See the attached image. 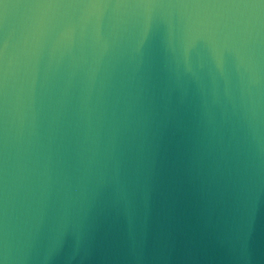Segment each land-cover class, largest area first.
Returning a JSON list of instances; mask_svg holds the SVG:
<instances>
[{"label":"clouds","instance_id":"9594fccd","mask_svg":"<svg viewBox=\"0 0 264 264\" xmlns=\"http://www.w3.org/2000/svg\"><path fill=\"white\" fill-rule=\"evenodd\" d=\"M0 264H264V0H0Z\"/></svg>","mask_w":264,"mask_h":264}]
</instances>
